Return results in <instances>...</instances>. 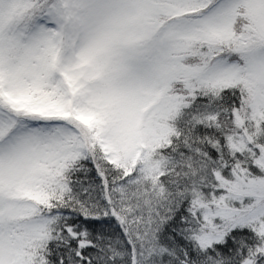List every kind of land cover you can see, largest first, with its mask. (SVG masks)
<instances>
[{"label":"snow or ice","instance_id":"6c2138e0","mask_svg":"<svg viewBox=\"0 0 264 264\" xmlns=\"http://www.w3.org/2000/svg\"><path fill=\"white\" fill-rule=\"evenodd\" d=\"M0 264H264V0H0Z\"/></svg>","mask_w":264,"mask_h":264}]
</instances>
